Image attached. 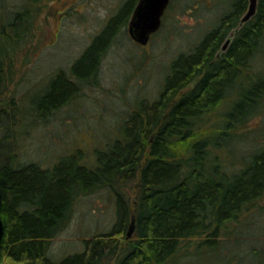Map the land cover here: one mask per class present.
<instances>
[{"label":"trees","instance_id":"obj_1","mask_svg":"<svg viewBox=\"0 0 264 264\" xmlns=\"http://www.w3.org/2000/svg\"><path fill=\"white\" fill-rule=\"evenodd\" d=\"M33 1L8 9L0 21V94L32 39L38 11ZM136 1L121 4L69 69L56 72L40 101L48 103L46 109L31 113L46 116L85 85L99 83L101 62ZM247 3L232 0L197 43L173 58L158 97L134 104L120 120L118 134L93 148L89 165L81 164L78 149L70 153L75 166L64 167L60 158L50 167L24 161L19 143L10 152L2 150L4 139L27 133L21 123L30 113L22 108L16 113L13 98L0 102V116L7 115L0 118V259L12 264H177L215 248L229 232L228 223L257 206L264 194V139L260 145L246 135V126L264 109V62L257 61L264 58V0H257L255 12L240 22ZM61 78L68 91L55 102L54 83ZM100 188L116 197L111 228L87 237L82 250L52 258L50 239L67 224L75 197ZM132 215L134 228L126 236Z\"/></svg>","mask_w":264,"mask_h":264},{"label":"rangeland","instance_id":"obj_2","mask_svg":"<svg viewBox=\"0 0 264 264\" xmlns=\"http://www.w3.org/2000/svg\"><path fill=\"white\" fill-rule=\"evenodd\" d=\"M24 1L0 0V21L5 13L9 14L8 9H15ZM123 1L34 0L31 3L38 9L32 39L25 44L15 62L14 79L0 94V102L14 99L16 113L21 108L30 113L21 123L27 133L18 140L4 139L2 150L10 152L19 143L20 157L24 161L50 167L60 158L64 167L71 163L75 166L70 153L78 149L82 152L81 164L89 165L93 162V148L102 147L109 134L112 137L118 134L116 128L120 120L134 104L158 97L173 58L197 43L202 33L216 23L220 13L232 2L170 0L159 27L150 33L145 44L135 41L124 24L101 62L97 85H85L69 103L46 116L31 113L30 110L46 109L48 103L40 101L45 89L54 82L56 72L69 69V64L84 50L107 18L127 0ZM257 61L260 64L264 58L259 56ZM63 80L56 79L54 85H58H53L55 102L61 101L68 91ZM7 108L11 110V106L7 105ZM5 116L3 114L0 118ZM247 124L249 131L246 135L250 133L251 138H258L261 145L264 109L251 117ZM7 126L12 129L10 123ZM246 128L242 132L245 133ZM94 158L95 161L96 154ZM114 217L116 197L110 189L100 188L79 194L75 197L67 224L50 239L48 253L52 258L60 259L82 250L87 237L111 228ZM228 228L229 232L219 239L215 248L202 250L195 254L197 256L176 263L264 264V194L256 207L228 223ZM0 264L12 262L3 257Z\"/></svg>","mask_w":264,"mask_h":264},{"label":"water","instance_id":"obj_3","mask_svg":"<svg viewBox=\"0 0 264 264\" xmlns=\"http://www.w3.org/2000/svg\"><path fill=\"white\" fill-rule=\"evenodd\" d=\"M169 0H137L127 23L129 35L137 42L145 44L150 33L156 30L161 23V15L164 12ZM257 0H248L246 10L240 17V22L248 19L256 9ZM230 40L227 36L221 48L224 49ZM134 228V216L126 229V236H129ZM4 232V224L0 215V241Z\"/></svg>","mask_w":264,"mask_h":264},{"label":"flooded vegetation","instance_id":"obj_4","mask_svg":"<svg viewBox=\"0 0 264 264\" xmlns=\"http://www.w3.org/2000/svg\"><path fill=\"white\" fill-rule=\"evenodd\" d=\"M137 2V1H136ZM136 2H135V4H136ZM169 2H170V0H169ZM169 2H168V4H167V6L169 5ZM135 4H134V6H135ZM134 6H133V8H134ZM167 6H166V8H167ZM166 8L164 9V12H165V10H166ZM133 10V9H132ZM132 12V11H131ZM164 12L162 13V14H164ZM131 15V14H130ZM130 17V16H129ZM128 20H129V18L127 19V23H128ZM161 21H162V15H161Z\"/></svg>","mask_w":264,"mask_h":264}]
</instances>
